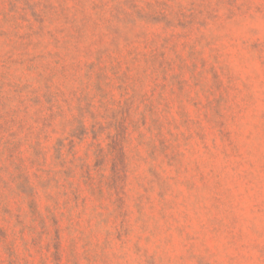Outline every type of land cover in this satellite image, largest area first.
<instances>
[{
  "label": "rangeland",
  "instance_id": "obj_1",
  "mask_svg": "<svg viewBox=\"0 0 264 264\" xmlns=\"http://www.w3.org/2000/svg\"><path fill=\"white\" fill-rule=\"evenodd\" d=\"M0 264H264V0H0Z\"/></svg>",
  "mask_w": 264,
  "mask_h": 264
}]
</instances>
